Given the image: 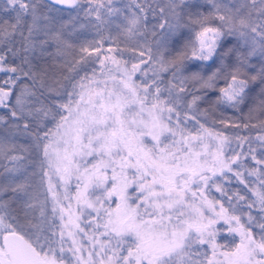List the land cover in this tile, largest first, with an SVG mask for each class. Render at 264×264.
<instances>
[{"label":"snow or ice","instance_id":"1","mask_svg":"<svg viewBox=\"0 0 264 264\" xmlns=\"http://www.w3.org/2000/svg\"><path fill=\"white\" fill-rule=\"evenodd\" d=\"M0 264H264V0H0Z\"/></svg>","mask_w":264,"mask_h":264},{"label":"trees","instance_id":"2","mask_svg":"<svg viewBox=\"0 0 264 264\" xmlns=\"http://www.w3.org/2000/svg\"><path fill=\"white\" fill-rule=\"evenodd\" d=\"M211 95H213V96H214L215 94L213 93V94H211Z\"/></svg>","mask_w":264,"mask_h":264}]
</instances>
